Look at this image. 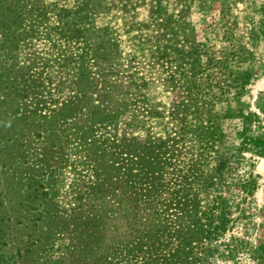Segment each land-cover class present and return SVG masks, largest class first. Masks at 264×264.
<instances>
[{
  "label": "trees",
  "instance_id": "obj_1",
  "mask_svg": "<svg viewBox=\"0 0 264 264\" xmlns=\"http://www.w3.org/2000/svg\"><path fill=\"white\" fill-rule=\"evenodd\" d=\"M161 2H150L148 22L136 28L127 17H132L137 1L122 0L123 25L127 33L138 31L139 45L155 48L151 68L189 67L180 79L159 74L155 78L164 86L181 87L187 98L168 108L159 101L146 102L142 94L147 117L169 116L178 124L174 130L166 128L159 136L148 133L140 140L119 137L116 131L124 103L115 105L112 99L113 79L134 66L132 61L121 66L119 42L108 26L96 24V16L107 8L106 0H74L72 7L59 8L45 0H0V82L7 81L10 94L28 98L14 107L0 155L2 164L9 163L12 169L4 181L12 184L9 200L22 199L27 207L24 212L22 206L12 210L17 225L11 231L20 236L23 229L30 230L29 251L36 247L35 236L46 242L68 221L48 209L53 194L45 188L43 176L23 166L26 146L35 143L44 156L55 148L65 153L64 146L82 153L81 165L89 172L85 190L75 195L74 259L66 264H211L219 257L231 259L243 253L254 264H264V242L252 246L232 233L224 239L242 218L241 203L253 194L256 183L251 174L235 182L225 179L226 164L239 163L244 158L241 151L250 148L243 145L247 144L243 138L232 152L221 150V125L233 116L230 109L215 111L214 106L229 99L227 87L241 88L247 78L233 74L222 64L225 60L208 56L206 44L196 42L193 27L174 21ZM36 40L47 42V51L36 59L27 56L19 65L13 52ZM4 58L10 60L7 65ZM213 66L221 78L205 72ZM139 79L146 92L153 79ZM239 117L246 122L243 114ZM248 141L254 145L256 138ZM23 171L28 173L26 189L19 195ZM164 191L168 196L161 198ZM109 202H129L135 214L143 203L146 211L133 220L122 214L111 217L105 210ZM85 209L87 215L81 219ZM43 220L51 225L39 232ZM8 235L0 213V261ZM15 250L12 254L18 258L21 249ZM139 253L145 254L137 263ZM113 254L120 255L118 262L109 261Z\"/></svg>",
  "mask_w": 264,
  "mask_h": 264
},
{
  "label": "rangeland",
  "instance_id": "obj_2",
  "mask_svg": "<svg viewBox=\"0 0 264 264\" xmlns=\"http://www.w3.org/2000/svg\"><path fill=\"white\" fill-rule=\"evenodd\" d=\"M136 1L137 6L133 15L127 19H130L137 28L148 22L152 0ZM45 2L52 4L55 8L72 7L74 4V0H45ZM161 3L166 6L168 13L172 14L174 21L185 22L193 27L196 42L206 44L209 51L208 56H212L216 60H225L222 64L229 68L233 74L241 73L247 78V84L241 88L227 87L229 99L217 102L214 109L215 111L230 109V114L233 116L225 118L221 125L224 133L220 145L221 150L232 152L235 146L243 143V138L247 143L243 145L250 148L241 151L244 158L239 163L231 161L226 164L225 179L235 182L239 178L251 174L256 183L253 194L241 203L242 218L238 220L232 230L225 233L224 239L232 233L241 235L252 246L258 245V243L264 242V0H162ZM106 4L107 8L96 16V24L108 26L119 42L122 52L121 66L125 67L128 61H132V66H134L116 76L112 83L111 94L112 99L116 102L115 105L124 103L117 117V135L119 137L135 136L142 140L148 133L159 136L164 133L166 128L174 130L178 123L171 117L155 119L146 116V105L141 102L142 94L146 95V102L159 101L168 108H172L175 103L187 98L186 92L181 87H172L171 83L164 86L162 79L156 80L155 78L159 74L180 79L183 74L190 71L189 67L171 64L164 70L158 67L151 68L148 64L152 63L151 55H154L155 48L151 45H139L138 43L142 41H137V30H132L129 33L125 31L123 21H125L126 14L121 8L122 0H106ZM54 22V17L51 16L50 24ZM48 47L47 42L36 40L32 42L31 46H20L13 53H17L15 57L20 65L26 62L27 56L34 59L37 56H42L41 54L47 51ZM4 59L5 65H7L10 60ZM202 60L205 61V57ZM205 72H212L216 78L222 77L219 68L214 66L206 68ZM139 78L153 79V83L148 86L146 92L141 87ZM212 89L218 93L216 88ZM25 99L28 98L10 94L6 80L3 79L0 82V150L2 143L9 136L7 126L10 118L15 117L14 107L24 103ZM239 114L245 116V123L242 122ZM243 127L246 129L244 130ZM252 138H256L254 145L248 144V139ZM40 146L35 143H29L26 146L23 153L25 159L23 166L26 165V167L34 169L40 178L43 176L45 188L50 189L53 194V204L48 209L67 218V225L63 226L61 233L46 242L42 243L41 238L35 236L32 243L35 242L36 247L29 251L26 240L29 239L28 232L30 230L23 229V234L20 236L14 235L11 231L14 224L17 225L12 221V210L22 206L23 201L21 199L17 203L14 200H9L7 190L12 184L7 181L4 183V181L7 176L11 177L12 169H10L9 163L2 164L3 156L0 155V213L4 214V223L7 226V232H9L6 238L7 245L4 248L5 253H3V260L0 261V264H66L69 260L74 259L71 238L73 236L72 229L77 228L78 221L77 224L73 223L72 209L75 208L76 192L80 189L85 190L83 182L87 180L85 174L89 172H85L86 170H83L86 169L85 166L81 165L82 153L64 146L65 153L55 148L44 156L41 154ZM12 159L14 160V158ZM20 173L21 184L18 185L20 189L17 190V193L24 195L27 182L25 176L28 173L26 171ZM167 196L166 191L161 193V198ZM25 210L27 207L22 206L21 211ZM105 210L111 217H118L122 214L132 220L146 211L144 204L140 203L137 209L139 213L135 214L136 209L129 202H109L105 206ZM234 213L236 214V212ZM82 215L81 219H84L87 215L86 209ZM48 220L39 222L37 228L40 230L39 232H43L47 226L51 225V221ZM36 223L38 224V221ZM15 247L21 249L18 258L12 254L16 251ZM219 249L222 247L220 246ZM144 254H138L137 263ZM119 257L120 255L117 254L110 255L109 261L118 262L116 260ZM211 264L254 263L247 254L243 253L237 254L231 259L219 257Z\"/></svg>",
  "mask_w": 264,
  "mask_h": 264
}]
</instances>
